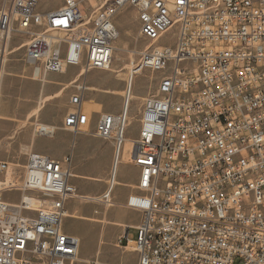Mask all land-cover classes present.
I'll list each match as a JSON object with an SVG mask.
<instances>
[{
  "label": "built area",
  "instance_id": "built-area-1",
  "mask_svg": "<svg viewBox=\"0 0 264 264\" xmlns=\"http://www.w3.org/2000/svg\"><path fill=\"white\" fill-rule=\"evenodd\" d=\"M41 1L0 0V60L19 33L29 37L24 62L34 78L78 67L68 97L76 110L62 128L112 141L115 163L131 82L143 71L158 73L129 139L137 192L123 205L140 222L136 239L125 233L118 243H132L135 264H264V0H62L50 9ZM124 7L134 9L147 42L112 114L78 79L109 68ZM71 178L70 156L30 152L19 174L0 160V264H74L80 239L62 230L65 205L93 199ZM108 179L104 204L113 203L116 175Z\"/></svg>",
  "mask_w": 264,
  "mask_h": 264
},
{
  "label": "rangeland",
  "instance_id": "rangeland-1",
  "mask_svg": "<svg viewBox=\"0 0 264 264\" xmlns=\"http://www.w3.org/2000/svg\"><path fill=\"white\" fill-rule=\"evenodd\" d=\"M100 1L94 0V5ZM61 3L62 0L41 1V5L45 9L57 8ZM115 23L119 37L114 43L109 69L86 72L78 80L85 82L87 86H95V89L86 91V95L97 97L102 103L104 111L117 114L121 110L122 95L112 91L104 92V90L124 88L130 63L137 60L138 52L141 51L147 40L138 34L139 24L133 8H122L115 16ZM28 39L26 34L16 33L12 35L7 51L4 53L2 61L0 60V102L2 100L10 101V99L17 101L14 98L17 94L2 91L6 84L3 75L8 71V65L24 61L23 44ZM163 42H168V40L164 39ZM20 44L22 45L20 46ZM18 46L20 47L16 48ZM78 70V67L70 66L68 76L74 75ZM115 71H120L123 79L118 77ZM157 76L158 73L143 71L137 74L132 82V100L128 111L129 125L125 131L126 140L134 138L138 134L137 118L142 98L148 92L153 91ZM73 90V87L68 85L63 91L62 98H53L42 104V106L47 105L51 110L52 114L49 117L43 119L42 115L39 114L20 123L17 129L7 132V135H0V154L11 157L7 161L12 166L14 173L19 174L30 152L44 150L50 154L66 153L65 156H70L71 171L79 175V177L71 178V182L77 187L78 193L97 196L106 188L104 179L109 178L114 154L113 142L108 139L93 138L87 134H74L62 128V120L70 109L68 97ZM62 104L64 105L62 117L56 119L54 114ZM42 109L46 112L48 108L43 106ZM47 124L55 127V133L52 137L42 136L37 132L40 125ZM18 135L28 136L30 142L32 139H37L31 150L24 155L17 154L12 148V144ZM125 153L124 149L117 163L116 178L118 183L112 192L113 204L111 206H106L102 202L83 201L78 198L70 199L66 204L70 215L63 218L62 229L65 233L76 235L80 239L79 252L74 264H88L90 261H96L97 264H135V252L126 251L123 246L124 243L122 245L118 243L123 227H118L113 223L118 219L136 223V212H128L122 209L124 205L119 202L123 200L124 192L129 183L135 180L136 174V168L126 160L127 154ZM4 196L12 202L18 200L15 193H7ZM136 237L137 229L132 226L129 227L127 238L134 240ZM123 240L126 241L124 234Z\"/></svg>",
  "mask_w": 264,
  "mask_h": 264
},
{
  "label": "crops",
  "instance_id": "crops-1",
  "mask_svg": "<svg viewBox=\"0 0 264 264\" xmlns=\"http://www.w3.org/2000/svg\"><path fill=\"white\" fill-rule=\"evenodd\" d=\"M21 45L22 44H20V46ZM20 46H18L16 48H19ZM7 69H8V71L3 75V80L6 84L3 86L2 91L8 92V93L13 92V93L17 94V96L14 97V98H16L17 101L10 99V101L2 100L0 102V135H7L6 134L7 132H10L14 129H17L19 127L20 123L26 122L27 120H29L33 117H36L39 114L42 115L43 119H45L44 117H49L52 114V112L47 105H43L44 108H48L46 110V112L42 111L43 110L42 109L43 106H42L38 110V113L34 114V110L38 108L41 99L47 97L48 99L46 101H50L53 98H62L63 97V95H62L63 91L66 90V87L69 85V83L73 79L76 78V75H77V72H76L74 75L68 76L69 67H67L61 73H46L41 79H36L32 76V67L29 64L25 63L24 61L17 62L14 65H10V66L8 65ZM83 74L85 75V73H82L81 75H83ZM118 77L123 79L122 74ZM9 83H11V84H9ZM88 87H89V89H95V86H88ZM106 91H112L118 95H122L124 93L123 89L119 90L118 88L117 89L104 90V92H106ZM121 92H123V93L120 94ZM90 97H92L94 99H98L95 96H90ZM69 105H70L69 110H71L72 105L70 103H69ZM63 110H64V105L62 104L59 107V109L56 110V112L54 114L56 119H60L62 117ZM67 113H66V115H67ZM112 114H115V113H112ZM49 125H51V124H49ZM54 133H55V127H54L53 132L50 136L52 137L54 135ZM92 137L94 138V136H92ZM35 140H37V139H32V141L30 142L28 136L24 137L22 135H18L16 137V140L12 144V148L14 149V151L17 154L24 155L29 150H31V147L33 146V143H35ZM124 141H129V140L124 139ZM37 152L50 155V156H52L58 160H62L66 154V153L65 154H50L44 150H38ZM113 157H115V155ZM10 158H11L10 156H5V155L0 154V160L7 161ZM113 160H114V158H113ZM115 165L116 166L113 167L115 170L114 175H116V177H117V170H116L117 169V163H115ZM113 168L111 165L110 172H112ZM70 173H72V177H79V175L73 173V171H71V169H70ZM137 179H138V169L136 168L135 180L133 182L129 183V185L126 188V191L124 192L123 200L119 201V202L124 204L125 199H126L128 194L137 192V189H136ZM100 181H102V180H100ZM104 181L107 183L109 181V179H104ZM117 183H118V181L116 178L115 179V185ZM113 189H114V187H113ZM113 189H112V192H113ZM112 192H111V197H112ZM99 195L92 196V199L94 198L92 201L93 202H100L99 200L101 198L99 197ZM88 196H90V195H88ZM111 205H106V206H111ZM65 208H66V205H65ZM122 209H124L128 212H136V211H133V210L126 208L125 206H122ZM68 215H70V213L67 211V208H66L65 217ZM136 215H137L136 216V223H131V222L124 220V219H118V220L113 221V223L118 225V227H121V228L123 227L120 238L123 236V234L127 233L129 227L132 226L136 229V226L140 222V213L136 212ZM122 243H125V241L123 240ZM79 246H80V243H79Z\"/></svg>",
  "mask_w": 264,
  "mask_h": 264
},
{
  "label": "bare ground",
  "instance_id": "bare-ground-1",
  "mask_svg": "<svg viewBox=\"0 0 264 264\" xmlns=\"http://www.w3.org/2000/svg\"><path fill=\"white\" fill-rule=\"evenodd\" d=\"M92 3L94 4V0H92ZM116 49H117V47H115ZM118 56H119V54H118ZM131 61V60H130ZM110 67V66H109ZM109 69V68H108ZM107 69V70H108ZM1 71V70H0ZM116 72V71H115ZM122 73H120V71H118V72H116V75H118V76H120ZM128 79V78H127ZM126 79V80H127ZM131 87H132V82H131V85H130ZM123 92H121L120 94H122ZM125 93H126V90H125ZM129 97H132V91H131V88H130V91H129ZM48 98L46 97V98H43V99H41V101H40V103H39V106H38V108L37 109H35V112H34V114H36V113H38V110L41 108V106H42V104L47 100ZM71 105H72V108H71V110H69L68 111V113H67V115L66 116H72L74 113H75V110H76V103H70ZM47 129L48 131H50V132H53V129H54V127L53 126H50V125H40L39 127H38V129ZM51 134H49L48 136H50ZM122 146H123V150L125 149V154H127V158H126V160H128V149H129V146H130V142L129 141H122ZM115 154V153H114ZM114 158V157H113ZM114 166H116L115 165V162H114V160L112 161V168L114 167ZM115 172V170H114V168H113V170H112V173H114ZM72 174V173H71ZM7 178L9 179L10 178V176H9V174L7 175ZM94 199V198H93ZM99 201H101V199L99 200ZM106 205H111V204H107L106 203ZM132 243H129V245L128 246H126L125 248H126V251H131V250H133L132 249Z\"/></svg>",
  "mask_w": 264,
  "mask_h": 264
}]
</instances>
